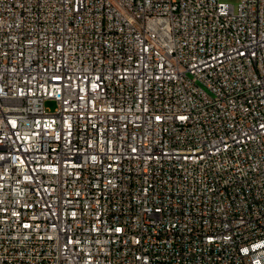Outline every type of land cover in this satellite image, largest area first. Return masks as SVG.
<instances>
[{"label": "built area", "instance_id": "obj_1", "mask_svg": "<svg viewBox=\"0 0 264 264\" xmlns=\"http://www.w3.org/2000/svg\"><path fill=\"white\" fill-rule=\"evenodd\" d=\"M0 264H264V0H0Z\"/></svg>", "mask_w": 264, "mask_h": 264}, {"label": "rangeland", "instance_id": "obj_2", "mask_svg": "<svg viewBox=\"0 0 264 264\" xmlns=\"http://www.w3.org/2000/svg\"><path fill=\"white\" fill-rule=\"evenodd\" d=\"M222 1L227 2V3H229V4H232V5H234L235 7H237L238 4L240 3V0H222ZM46 106H47L51 111H54L55 108H56V104H55L54 102H48V103L46 104Z\"/></svg>", "mask_w": 264, "mask_h": 264}]
</instances>
